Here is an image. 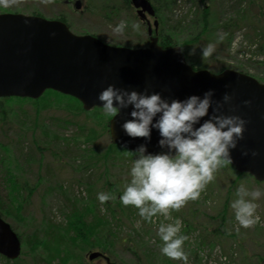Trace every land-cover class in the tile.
<instances>
[{
  "label": "rangeland",
  "instance_id": "374dc122",
  "mask_svg": "<svg viewBox=\"0 0 264 264\" xmlns=\"http://www.w3.org/2000/svg\"><path fill=\"white\" fill-rule=\"evenodd\" d=\"M150 1L155 7L156 28L152 24L153 18L149 16L146 17L148 24L142 23L135 9L129 7L125 0H85L80 9H73L74 3L72 6L63 0H9L7 7L0 5V13L40 15L47 19H55L57 14H61L74 33L93 34L114 46H146L148 25L156 36L162 29L183 43L190 61L208 60L206 69L211 72H218L220 67H225L264 82V0ZM203 6H209L210 9L209 28L196 42L186 43L199 31L198 26L188 28L187 23L194 12H199ZM240 9L244 11L243 16L239 17L241 21L233 29L228 44L217 43L218 37L224 38V34L219 31V24L229 18H236ZM121 20L125 21L124 29L115 31V26ZM208 43L214 45V51L207 57H201L200 46ZM14 105L19 116L12 115L9 130L5 133L0 131V144L5 145H0V195L6 197V192L11 188L5 181L7 170L15 174L16 182L24 184L26 181L31 187L21 213L24 220L6 218L10 225L17 228L13 230L21 240L19 262L31 264L34 257L37 264H46L40 260L43 248L33 250L23 239L31 238L32 232L41 234V229H46V222L65 226L72 209L78 212L92 206L101 218L109 221L110 231L116 229V236H112L105 228L107 236L114 240L112 253L106 255L119 264H264V181H256L248 173L240 174L228 166L218 167L213 179L205 184L197 199L187 200L178 209H169L168 219L158 213L150 220H145L138 211L130 215L126 208L125 212L120 210L112 196L111 183L119 182L124 186L129 178L128 168L132 159L124 163L112 164L108 161L104 164V158L94 155L102 154L110 143L109 131L99 129L101 133L93 142L83 141L72 120L82 123L84 115L74 116L64 104H53L42 109L33 130L28 129L32 127L30 122L33 123V105L28 103L20 109L17 104ZM100 119L103 118L94 119L99 122V127ZM21 131L25 139L17 140ZM35 143L40 145L39 149ZM2 156H8L9 159H2ZM240 184L249 190H261V196L255 201L254 213L259 219L249 226L241 225L230 207V201L235 199V188ZM98 192L109 193L110 199L100 202L97 199ZM92 201L94 205L90 204ZM225 205L228 209L227 231L225 234L215 233L214 229L218 225L215 216ZM92 217L93 214H84L85 222ZM175 218L181 221L179 234L187 237L181 246L184 253L181 258L162 254V241L157 236L159 224L171 223ZM83 246V250L78 247L71 250V254L65 258L66 264H77L81 258L82 263L86 264H106L100 257L88 259V254L95 250L101 251L99 248ZM193 252L199 256L198 259ZM60 256L64 257V253ZM3 257L0 255V264H6L7 258ZM63 257H54L50 264H62ZM7 260L9 264L14 262Z\"/></svg>",
  "mask_w": 264,
  "mask_h": 264
},
{
  "label": "water",
  "instance_id": "95a60500",
  "mask_svg": "<svg viewBox=\"0 0 264 264\" xmlns=\"http://www.w3.org/2000/svg\"><path fill=\"white\" fill-rule=\"evenodd\" d=\"M131 4L140 19L146 13L155 14L149 0H131ZM74 7H81L80 0L75 1ZM151 33L149 27L147 46H114L92 34H76L58 19L0 13V97L36 99L51 89L76 98L89 111L102 108L97 94L109 83L118 88L158 91L169 99H184L190 94L202 96L212 89L213 98L219 100L227 91L232 97L230 103L237 106L236 113L246 120L241 138L230 149L229 164L238 172L264 181V82L230 68L219 72L193 68L180 46L162 47ZM245 99L251 103H241ZM130 109L131 105L120 108L109 119L111 141L130 151L141 143L146 145L147 152L166 151L157 143L159 133L155 128H150L147 140L124 132L120 124L131 119ZM223 111L229 112L227 104ZM206 118L201 117V122ZM21 248L19 236L0 216V255L13 260L20 255ZM97 257L106 264H119L98 250L88 254L89 260Z\"/></svg>",
  "mask_w": 264,
  "mask_h": 264
},
{
  "label": "clouds",
  "instance_id": "9594fccd",
  "mask_svg": "<svg viewBox=\"0 0 264 264\" xmlns=\"http://www.w3.org/2000/svg\"><path fill=\"white\" fill-rule=\"evenodd\" d=\"M8 3L9 0H0V5L5 7ZM124 27L125 21L121 20L115 31H122ZM200 48L201 57L214 51L212 43ZM212 92L208 89L202 96L190 94L184 99H169L158 91L118 88L111 83L98 92L102 110L110 117L120 108L131 105L128 113L131 119L120 124L127 135L147 140L150 128H155L159 133L158 145L166 149L152 153L146 151L144 143L139 144L132 151L129 178L119 194L121 203L134 206L145 220L158 213L168 219L169 209H178L187 200L197 199L218 167L231 163L230 149L241 138L246 120L236 113L237 106L230 103L232 97L227 91L219 100L213 98ZM241 103L247 105L251 101L245 99ZM225 104L228 113L223 111ZM205 116L207 118L201 122V117ZM244 154L246 152H242ZM255 154L253 150L252 155ZM260 196L258 188L249 190L243 184L235 188V199L230 201V207L241 225L249 226L259 219L254 213L255 201ZM97 199L103 203L110 199V194L98 192ZM180 228L179 218L159 224L157 236L162 241V254L171 258L184 256L181 246L187 237L179 234Z\"/></svg>",
  "mask_w": 264,
  "mask_h": 264
},
{
  "label": "trees",
  "instance_id": "16d2710c",
  "mask_svg": "<svg viewBox=\"0 0 264 264\" xmlns=\"http://www.w3.org/2000/svg\"><path fill=\"white\" fill-rule=\"evenodd\" d=\"M243 12L244 11L240 9L237 11L236 18H229L226 22H221V24H219L220 25L218 26L219 31H221L224 34L223 36L224 38L222 40V37L221 38L218 37L216 40L217 43L221 44L222 42L223 43L226 42V45L228 44L230 38L232 37L233 29L235 27H238L239 21H241L239 17L243 16ZM209 16H210L209 6L207 7L203 6L199 12L197 13L194 12L192 18L188 21L187 26L188 28L198 26L199 31L193 38L189 39L186 43L196 42L199 39V37L208 30ZM158 36L160 40L159 43L162 47L180 45L182 48V52L186 57V60L194 68H207L206 66L208 60L204 58L202 60H195L194 62L190 61L185 52V48H183L184 47L183 43L178 42L174 36L171 37L168 31L165 32L164 30L162 31L161 29L158 33ZM223 69H225V67H220V71ZM11 101H15V102L13 104H10ZM28 103L33 105V118H32L33 123L30 122V125H32V127L31 128L29 127L28 129L33 130L37 116L40 114L42 109L50 107L53 104L56 105L64 104L67 108H70L72 110V114L74 116H78L81 114L84 115L85 120L82 123L75 119L72 120V123H74L77 126L78 135L82 137L83 141H86L87 143L93 142L95 138H97V136L101 133L99 129L103 130L104 132L108 131V122L110 116L105 114L102 108L97 107L94 108L93 110L88 111L83 109L81 103L76 98L66 94H61L53 90H46L40 97L36 99L14 97V96L0 97V131L1 132L5 133L6 130H9L10 127H8V125L10 124V119L12 118V115L19 116L18 110L14 109L16 107V105L14 104H17V107L20 109L24 107L23 105ZM99 118H103L100 119L101 121L100 127H99V122L94 121V119L99 120ZM23 139H25V136H24V132L21 131L19 133V136L17 137V140H23ZM0 145L5 146L4 144H0ZM35 147L39 149L40 145L39 144L36 145L35 143ZM94 155L97 158H99V156L104 158L105 160L103 162L104 164L108 161H110V163L112 164L115 162L124 163L134 158L132 151L127 150L117 144H114L111 140L102 154L98 155L96 153ZM5 158L9 159L8 156H6ZM5 158L4 156H2V159ZM38 161H40V158ZM225 166L233 168L229 163H225L224 165L220 166V168H224ZM105 172H107V169L105 170ZM14 176H15L14 173L7 170V176L5 178V181L9 183L11 188L9 189L8 192H6L5 194L6 197H2L0 195V216L5 220L6 218H15L18 220L19 219L24 220L25 217L22 216L21 213H23L24 200L28 198V196L31 193V187L28 186L26 181L24 184H20L19 182H16ZM110 186H113L112 196L113 199L116 201L118 208L123 212L126 211L124 209L126 208L130 215L136 214L138 210L134 206L124 205L121 203L119 199V194L124 187L122 183L120 184L119 182H113L111 183ZM90 204L94 205V202L92 201L90 202ZM227 211L228 209L225 205L221 208L217 216H215L216 218L215 220H218V225L214 229L215 233H224V234L226 233L227 231L226 223L228 220ZM113 212L115 213L114 209ZM86 213L93 214V217L91 220L85 222L84 214L86 215ZM46 223H47L46 229L44 230V228H42L41 234L32 232L30 234L31 238L26 237L23 239V242L29 244L33 250H36L38 247L43 248L44 251H43V255L40 256V260L46 262V264H50L53 261V258L56 256L60 257L61 259L63 257L60 256L62 253H64V257L61 260L62 264H66L65 258H67L69 254H71V250L74 247H78L79 249L83 250L85 248V246L83 245L86 246L89 245L88 248L97 247L104 254L112 253L111 247L114 246V240L107 236L106 233L107 230L105 228L108 229V233H110V235L112 236H116L114 231L116 229L114 228L110 231L111 225L109 221L104 217L101 218V216L98 215V212H96L95 209L92 208V206L86 207L83 210L81 209L78 212L73 211L72 209L70 215H68L65 226H61L55 223L52 225L51 224L52 222H46ZM106 224L108 225L107 227ZM11 226L16 231L17 228L14 225ZM138 244L142 246L141 242H138ZM69 246L71 247L70 250H69ZM65 252L67 254H65ZM193 255L195 256V258L197 259L199 258V256L195 252H193ZM13 260H14L13 264H25L23 261L19 262L20 259H18V257ZM8 261L9 260L6 259V264H9ZM31 264H37V261L35 260L34 257H33V263ZM77 264H86V263H82V258H81L77 262Z\"/></svg>",
  "mask_w": 264,
  "mask_h": 264
},
{
  "label": "flooded vegetation",
  "instance_id": "af4514ba",
  "mask_svg": "<svg viewBox=\"0 0 264 264\" xmlns=\"http://www.w3.org/2000/svg\"><path fill=\"white\" fill-rule=\"evenodd\" d=\"M74 1H75V0H63L64 3H66V4H67V3H70V4H72V6H73ZM84 1H85V0H80L81 5H82V3H83ZM125 1H128V6H129V7L134 8V7L132 6L130 0H125ZM149 1H150V0H149ZM150 3L152 4V6H153V8H154V10H155V7H154L153 3H152L151 1H150ZM86 7H87V6H86ZM134 9H135V13H136L137 9H136V8H134ZM147 16H149V15L145 14V17L141 20L142 23H146V24H148V20L146 19ZM55 17H56L55 19H58V20H61V21L65 22V23L68 25V27L70 28L68 22H66V19H65V17H64L63 15H61V14H57ZM149 17L153 18L152 24H153V27L156 28V27L158 26V24H157V26L154 25V20L157 19V18H156V12H155V15H154V16H149ZM157 23H158V22H157ZM148 27H149V26L147 25V29H148ZM70 30H71V28H70ZM71 31H73V30H71ZM73 32H74V31H73ZM146 34H147V38H148V42H147V45H148V44H149V41H150V37H149L147 31H146ZM151 36H156V35L153 34V32H152ZM156 37H157V42L159 43V41H160V40H159V37H158V36H156Z\"/></svg>",
  "mask_w": 264,
  "mask_h": 264
}]
</instances>
